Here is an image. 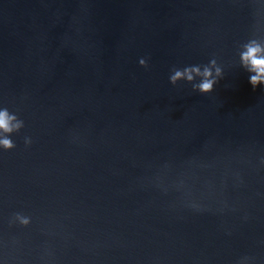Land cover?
Returning a JSON list of instances; mask_svg holds the SVG:
<instances>
[{"label":"water","instance_id":"obj_1","mask_svg":"<svg viewBox=\"0 0 264 264\" xmlns=\"http://www.w3.org/2000/svg\"><path fill=\"white\" fill-rule=\"evenodd\" d=\"M249 47L264 0H0V264H264Z\"/></svg>","mask_w":264,"mask_h":264},{"label":"clouds","instance_id":"obj_2","mask_svg":"<svg viewBox=\"0 0 264 264\" xmlns=\"http://www.w3.org/2000/svg\"><path fill=\"white\" fill-rule=\"evenodd\" d=\"M260 52L261 49L259 47H249L247 52L242 56L244 62L251 65V70L257 73L250 78V82L253 86L264 81V56H259L258 53ZM141 63H143V61H141ZM193 71L199 72V69H194ZM181 75L182 73L177 72L176 75L172 77V81L175 82V80L180 78ZM204 75L208 77L211 75V72L205 69ZM187 78L191 80L192 76L188 75ZM212 84L213 81L206 79L202 84L199 85L200 90L204 92L210 91ZM10 119L13 118H10L7 112H0V129H3L5 132H10L12 130L9 124ZM2 143L6 148L12 147V144L9 140H4Z\"/></svg>","mask_w":264,"mask_h":264}]
</instances>
